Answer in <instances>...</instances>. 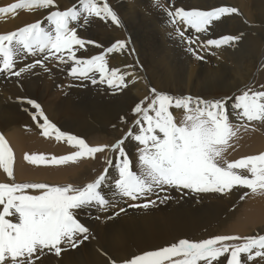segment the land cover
Here are the masks:
<instances>
[{
	"label": "snow or ice",
	"instance_id": "snow-or-ice-1",
	"mask_svg": "<svg viewBox=\"0 0 264 264\" xmlns=\"http://www.w3.org/2000/svg\"><path fill=\"white\" fill-rule=\"evenodd\" d=\"M153 7L166 15L167 25L173 27L180 42L187 45V51L196 59H204L199 51L234 46L241 39V36L233 35L209 36L216 26L214 22L234 13L239 14L235 7L185 9L176 7L173 0H167V3L153 0ZM18 10H43L46 15L44 20L0 34V74L21 77L37 67L48 72L45 62L55 60L60 64L71 62L69 75L73 78L96 84L97 79L91 75L95 72L99 74L100 83H107L113 89L126 88L137 79L133 72L109 68L106 59L109 54H122L128 50L129 41L117 40L102 54L90 58L77 56L87 44L102 47L78 35V29L87 26L92 18L104 22L110 20L112 24L123 27L119 13L108 0H78L65 10H60L56 0H19L0 7V14L14 16ZM188 30L195 35H186ZM131 51L134 52V49ZM28 56L37 58L17 68V63H23ZM127 77L133 79L128 81ZM261 87L264 88V85ZM151 93V97L145 96L133 108L137 119L125 136L112 145L101 146H90L84 138L62 131L37 101L18 98L35 110L31 113L32 119L37 121L43 136L54 137L57 142L64 141L75 149L71 154L60 157L25 154V161L37 166H60L82 159H95L96 154L107 150L117 154L114 166L118 175L111 199L102 192L108 180V168L83 187L72 184L0 183V264H43L42 257L47 254L60 257L66 248H78L90 239L91 231L79 219L78 212L92 207L108 211L115 206L117 198L133 202L146 200L128 206L147 209L166 203L171 198L166 194L169 190L226 194L234 188H245L253 194L264 193V153L235 161L225 157L239 128H247L245 122L264 123V90L249 87L234 98L216 100L190 95L177 97L155 88H151ZM173 108L183 110L179 122L171 111ZM231 113H235V119L240 124L231 122ZM38 118L42 119V123ZM121 120L126 122L123 117ZM137 128L138 131H134ZM129 139L137 143L136 170L124 147ZM106 163L109 167L113 166V160L109 159ZM13 164V150L0 134V169L10 180H14ZM28 190L36 194H29ZM247 195L245 192L240 199ZM125 211L121 207L108 219ZM234 241L243 242L230 243ZM109 259L110 264H118L116 260ZM260 260H264V235H217L198 242L180 239L168 246L134 255L122 264H259Z\"/></svg>",
	"mask_w": 264,
	"mask_h": 264
},
{
	"label": "bare ground",
	"instance_id": "bare-ground-1",
	"mask_svg": "<svg viewBox=\"0 0 264 264\" xmlns=\"http://www.w3.org/2000/svg\"><path fill=\"white\" fill-rule=\"evenodd\" d=\"M194 1L196 2H193V7L195 6V8L208 10L219 7L221 4L222 6L225 4L229 7H237L238 0H226V2L218 0L219 5H214L213 0ZM258 1L259 3H257ZM17 2H19V0H0V7L8 6ZM108 2L113 8L118 7L117 10L126 11V13H122L124 15H121L122 17H120L123 27H118L112 24L110 20L104 22L97 18H92L87 26L78 29V35L85 40L95 41L97 44L102 45V47H96L92 44L91 46L93 49H96L97 51L91 52L89 51V46L86 45L85 49L87 48L88 50H80L77 53L78 57L90 58L93 56V54H102L106 48L115 41L125 40L129 41L128 50L131 48L134 49L132 54L136 53L135 55H137V58L144 60L143 64L146 65V71L153 82V86L161 92H171L174 94L178 88L185 86V92L191 88L196 92L194 93L195 96L196 94L201 93L202 97L200 98L205 100H216L218 96L232 97L231 94L240 86L246 87L248 83H251L250 77L253 74L252 72L248 73L249 76L248 74L236 73L234 72L236 69L233 67V69L230 68L232 71L230 73L234 82L230 83L229 88L225 89V87L219 84H213V77L214 79L221 77L220 74L223 73V69H221L223 61L221 59L226 58L222 51H220V48L219 51L215 48L209 50V53L211 54L214 50L217 51L214 54V58H211V62L208 61V58L205 56V54H203L204 60L200 62L192 53H188L183 56L185 60L183 65H180L179 62L176 61L177 55L174 52V47L176 45H179V47H187V45L180 42V39L177 37L173 27L167 25L166 20H161V15L163 12L153 7V2H149L147 0H108ZM197 2L198 6L196 7ZM56 3L59 5L60 10H65L73 6V4L78 3V0H56ZM245 7L248 9L247 13H250L251 10L249 8L253 7V10L256 12L258 17L255 20H249L246 17L247 22H244L240 15L235 16L238 18V20H240V22H244V31H247L244 33L245 36L244 40L242 41L245 45L243 52L239 50V54L237 53V55H234V53L228 54L231 58H233L229 60H233L235 62L234 64L237 66V70H240V54L249 58L247 60L249 63L248 67H252L254 64L253 68H258L260 62H262L264 59V47L261 44L262 38L261 36L257 37L259 32L256 33L254 31L255 23H258L260 20H264V0H246ZM153 9L156 10V15L150 18L148 17V22H144L141 19L139 20V18H146V16L150 14ZM2 15L3 14L0 15V34H6L7 32L16 30L28 23L44 20L46 13L43 10H18L14 16ZM128 23L132 26H134V24L137 25L134 33H131L132 39L129 36V30L127 29ZM45 26H47L46 21ZM160 29L167 33V38H163L161 34L157 33V30ZM249 32H252L254 37L250 35ZM218 36H220V33L213 34L212 37L217 38ZM131 44L134 48H130ZM132 54L129 55V58H127L124 53L120 57L117 55V53L109 54L112 61L109 59L108 67L119 68L121 72L135 73V76L137 77L135 82H137L136 84L140 83L137 91L142 93L147 91V89H143L144 80L147 74L145 75L144 70H139L137 65H135V68L132 66V61H130ZM211 54L208 56H211ZM57 64L58 63H54V66L43 75L40 73L41 79H32L18 82L7 81L5 87L3 86V89H5L10 96H0V134L3 133L2 135L5 137L14 153V181L11 183H46L49 185H67L70 184L69 182L71 178H76V176L80 174V170L87 169L88 165H92L90 159L88 165L85 163V160L82 159L75 163L70 162L66 165L50 168L48 167V164L37 166L25 161V154H42L49 158L52 156L60 157L61 153L67 148L66 146H63L59 143H55L52 140L54 137L46 138L42 135L41 129L37 126V121L32 119L31 113L35 112V110L32 109L27 103H21L18 98L33 99L41 105L40 101H42V93L47 91L50 93V95L48 94L49 98L47 99L46 103L44 101L45 105H41L44 113L53 123L60 125L59 128L61 127L62 123L65 125V121H68L71 123L70 127L73 131V134L81 137L91 134L93 131L99 130L103 126L106 127V125L113 120L116 114L119 115L121 110L124 108L123 106V108L114 111V109L112 110L111 106L107 107L106 105L102 104L96 105L93 103L92 105L90 103H85L81 105V79H75L69 75V70L72 66L71 62L63 65L58 64L60 66H57ZM174 66L180 67L182 71L177 74L172 73V67ZM242 72H244V70ZM159 74H166V76L161 77ZM126 79L131 81L133 78L127 77ZM87 82H89V80H87ZM17 83H19L18 86H16ZM102 86L105 87L106 85ZM111 100H113V98ZM113 101H116V99ZM230 105L231 101H229V107ZM38 120L40 123H42V119L38 118ZM230 120L233 124L237 122L234 113H231ZM248 123L249 125L247 128H239L237 135L231 141L232 147H230L225 153L227 160L230 161L237 158L238 156H242L250 152L264 150V123L256 121ZM66 126L68 127L69 125L66 124ZM67 127L66 129L71 130ZM64 128L65 127L62 129ZM130 153L132 156L135 155V153L133 154L132 151H130ZM109 159L113 160V152H111V155L108 157V160ZM107 165L108 164H106V167ZM2 173L3 170L0 169V175ZM108 176L110 178L105 184H108V182L111 183L114 180L113 178L111 179V177H113V173H110ZM0 183H5L4 181H1V177ZM86 184H83V186ZM111 189V194H105V196L109 199L112 198V193L114 190L112 187ZM188 194L189 198H186ZM209 194L210 193H193V197V195L187 193V190L181 193H178L176 190V193L173 194V197L175 196L179 200V202L175 200L177 205H181L182 199H184V201L185 199H193L192 203L196 204L197 200L200 201V197H204V199L201 198V202H206V205H208L205 206L206 208L210 206L218 207L222 205L223 200L220 197H211L208 196ZM153 198L154 197H151V199ZM124 200H126V198H117V203L115 206L109 208L108 211H99L96 207H92L94 211H98L99 219H97V217L92 218L94 222L88 226L91 230L89 241H86L83 245H80L75 249L66 248L61 253L60 257H56L54 254H47L46 256L42 257L43 264H108L110 263L109 258H111V260L122 262L123 260L128 259L130 256L133 257L134 255L142 254L146 251L159 249L165 244L174 242L177 240V238L183 239L189 235H194L197 232H200L205 225L204 223L201 224L196 222L193 219V214H191L192 212L187 213L183 209L185 208L184 206L182 208L173 204L169 205L167 203L158 204V206H156L154 209L152 208L153 210L151 212L138 211V213H131L129 210H126L125 212L119 214L116 220L108 219L109 216L113 215V212H119L120 209L117 210L116 208L120 207ZM207 200H209L211 204ZM114 209L116 210L113 211ZM246 209L247 210L243 214V217L239 218V220H243L242 222L238 221L228 226L229 228L240 233V235L244 233L243 229L245 226L254 224L252 221L256 222L257 226L259 224H264V193H251L248 197ZM78 216L81 221L83 218H85L84 213L81 210L78 212ZM259 230V233H264V226L260 227ZM230 243H236V241ZM104 253H107V255H104ZM259 264H264V260H260Z\"/></svg>",
	"mask_w": 264,
	"mask_h": 264
},
{
	"label": "rangeland",
	"instance_id": "rangeland-1",
	"mask_svg": "<svg viewBox=\"0 0 264 264\" xmlns=\"http://www.w3.org/2000/svg\"><path fill=\"white\" fill-rule=\"evenodd\" d=\"M147 1L153 2V0H147ZM222 1L223 2H226V0H222ZM164 2L167 3V0H164ZM173 2H174V4H175L176 7H183V8L185 7V9H191V8H195V6L193 7V5H194L193 2H196V1H194V0H173ZM245 2H246V0H238L237 1V7L238 8L237 7H235V8H237L239 10V14H235L234 13L232 15H228V16L223 17L221 21L214 22L216 26L209 33V36L210 37H212L213 34L220 33V36H218L217 38H219L221 36H224V35L241 36V39L234 46H223L224 48L223 47L220 48V51H222L223 55L226 56L225 59H221L223 61L222 65H221V69H223V73L220 74L221 77H218V78H215V79L213 77L212 78V81H214L213 84H216V85L219 84V85L225 87V89L229 88L230 83H233L234 82L233 78H231V73L230 72H232V71L230 70V68L233 69V67H234L237 70V68H236L237 66L234 64L235 62L233 60H229V59H233V58H231L228 54L234 53V55H237V53L239 54V50H241L243 52L245 45H244V43L242 41L244 40V36H245L244 33L247 32V31H244L245 30V25L243 23L244 22H247L246 17L249 20H255L258 17L257 14H256V12L253 10V7L252 8H249L251 10V12L250 13H247V10L248 9H246V7H245ZM257 3H259V1ZM213 4L214 5H219L218 4V0H213ZM197 6H198V2H197L196 7ZM221 6H222V4H221ZM223 6H227V5L223 4ZM114 9L117 12H119L120 17H122L121 15H124L122 13H126V11L117 10L118 7L117 8H114ZM153 10L152 11L150 10L151 13L148 14L146 16V18H139V20L141 19L144 22H148V19L150 17H153V16L156 15V10L155 9H153ZM137 14L140 15L139 13H137ZM237 15H240L241 16V19L244 21L243 23L240 22V20H238V18L235 17ZM249 16H251V17H249ZM231 18H233V19H231ZM161 20L162 21H165V20L167 21V17H166V15L164 13H162V15H161ZM229 23L232 24V25H230ZM238 24H239V27H238ZM135 28H137V25L134 24V26H132V25H130L128 23L127 29L129 30V36H130V38H131V33H134ZM182 30H183V26H182ZM254 31L256 33L259 32L257 34V37L258 36L259 37L261 36V38H262L261 44L264 47V20H260L258 23H255ZM164 32L165 31L162 30V29L157 30V33L161 34L163 36V38H167L168 35H167L166 32H165L166 34ZM249 33L252 36L254 35L252 32H249ZM186 35H195V34L192 32V30H188V32L186 33ZM203 38H208V37H203ZM87 45L89 46V49H90L89 51H91V52L92 51L93 52H96L97 51L96 49H93V47L91 46L92 44H87ZM131 47H133L132 44H131L130 48ZM193 47H196V46L193 45ZM85 50H88V49L86 48ZM131 50H132V48L129 49V50H126L125 52H123L124 55L127 58H129V55L132 54V51ZM198 51H199V49H198ZM218 51H219V49H218ZM174 52L177 55L176 61L179 62L180 65H183V62L185 60V58L183 56H185V54L191 53V52L187 51V47H182V46L179 47V45H176L174 47ZM216 52L217 51L214 50L212 53H216ZM123 53L122 54L121 53H119V54L117 53V55L120 57L121 55H123ZM135 54L136 53H133L132 54L130 61H132V66L134 68L136 67L135 65H137V68L139 70H144L145 71V75L147 74L146 75V78L144 80V86H143V89H147V91L142 92V93H140L139 91H137L138 90V87H139V84H140V83L136 84L137 82L129 83L128 84V87H126L127 89L126 88L113 89V88L106 87V86H108L107 83H101L100 84V82H98L99 81V74L98 73H95V72L91 73V75H93L97 79L96 85L95 84H92L90 80H89V82L92 85L89 82H87V80H84V81L81 80V82H80L81 91H82L81 92V95H80V97H81L80 100L82 102L81 105L82 104H85V103H90L92 105H93V103L96 104V105H101L102 104V105H106L107 107L108 106H111L112 110L114 109V111L115 110H118V109H121L124 106V108L122 109L124 112L121 110V113H119V115L116 114V116L113 118V120L111 122H109L106 125V127L103 126L104 128L101 127L99 130H95L91 134L84 135L82 137L79 136L81 138H84L85 141H86V143H88L90 146L112 145L118 139L123 138L125 136V134L129 131V129L132 128L134 120L137 119V116H135L133 114V111H132L133 108L135 107V105L137 103H139L141 100H143L145 96H148V97H151L152 96L151 88H155L153 86V82L151 81L150 76H148V72L146 71V65L143 64L144 63V60L141 59V58H137V55H135ZM199 54L200 55L205 54V56L208 58V61L209 62H211L212 59L214 58V54L209 53V49H205L203 51H199ZM210 54H211V56H208ZM94 55H98V54L96 53V54H93V56ZM240 56H241L240 70H237V71L235 70L234 72H236V73H243V74H248L249 72H252L253 74L250 77V82L251 83H248L246 87L245 86H243V87L240 86L236 91H234L231 94V96L233 98L235 96L239 95V94H242V92L245 91V90H247V88H249V87L252 88L253 90H264V88L261 87L262 85H264V59L262 61L263 64H262V62H260L258 68H253L254 67L253 66L254 64L252 65V67H248V64L249 63L247 62V60L249 58L244 57L242 54H240ZM249 57H250V55H249ZM28 59H29V61H28ZM35 59H36V57H32L31 58V56H28L23 61V63H17V66L16 67L19 68L20 66H24L25 64L30 63V61L32 62ZM106 59H107V61H109V59L111 60L110 55H108L106 57ZM197 60L200 61V62H202L204 59L203 60L197 59ZM51 62H52V64H51ZM45 63H46V67L48 66L47 68L50 69V68H52L54 66L53 65L54 63H58V62H56L55 60H51L49 62L46 61ZM58 64H60V63H58ZM58 64H57V66L63 65V64H60V65H58ZM244 65H245V68H244ZM108 66H109V64H108ZM38 68L39 67H37L36 69H34L33 72H31V74L26 73V74H23L21 77H18V78L15 77V76H12L13 77L12 78V77H8V76H6L4 74H0V96H3V97L4 96L5 97H7V96L9 97L10 96L8 94V92L5 89H3L5 87V84L7 83V81L8 82L9 81H17L18 82V81H28V80H32V79H41L40 73H41V75H43L45 73V71L42 72L43 70L40 69V68L38 69ZM243 70H244V72H242ZM180 71H182L180 69V67H178V66L177 67H175V66L172 67V73H176L177 74ZM94 74H96V75H94ZM30 75H32L33 77L30 76ZM159 76H161V77L162 76H166V74H159ZM248 76H249V74H248ZM18 85H19V83L16 84V86H18ZM102 85H104V86L106 85V86L103 87ZM69 86H70V80H69ZM68 87H66V88H68ZM89 87H91V88H89ZM155 89L157 90V88H155ZM184 90H185V86H181L180 88H178V90L174 94L171 93V92H164V91H162V92L167 93V94L172 95V96H177V97H179V96H189V95L192 96V97H202L201 96V93H198L195 96L194 93H196V92L194 90H192L191 88L187 92H185ZM157 91H160V90H157ZM1 92H2V94H1ZM85 92H86V94H85ZM128 93H130V94H128ZM48 94L50 95V93H48L47 91H45V92L42 93V101H40V103H41L42 106L45 105L47 99L49 98V95ZM135 94H136L137 97L135 96ZM107 95H108V98H107ZM115 96H116V98H115ZM218 97H217V99H221L224 96H218ZM112 98H113V100L116 99V101L111 100ZM121 98H122V100H121ZM139 98H141V99H139ZM44 101H45V103H44ZM171 111L173 112L174 116L177 118V122H179V120L182 119V116L181 115L183 114V110H177V109H174L173 108V109H171ZM122 117L124 118V121H126V122H122V120H121ZM245 123H247V125H249L248 122H245ZM66 124L69 125V126L67 127ZM70 124L71 123H69L68 121H65V125H63V123H62L60 129L61 130H64L65 129L64 130L65 132H68V133L73 134V131H72L71 127H70ZM234 124H240V121H239V123L237 121ZM56 125L58 127L60 126L57 123H56ZM63 127H65V128L62 129ZM66 127L69 128V129H71V130L66 129ZM134 131H138V128L137 129H134ZM52 140L55 143H59V144H61L63 146H66L67 149L64 152H62L60 156H62V155H68V154H71L73 151H75V149H73L71 146H69L64 141L57 142L54 138ZM124 147H125L126 151L128 152L130 159L134 162V170H136V168H135V161L138 159L137 143L135 141L129 139V140H127L125 142ZM130 151H132L133 154L135 153V155L132 156V154L130 153ZM260 153H264V150H261V151H258V152H250V153H247L245 155L238 156L237 158H235L233 160H230V161H235V160H238V159H241V158L250 156V155H258ZM110 155H111V152L106 150L103 153L96 154V158L95 159H91V158L84 159L85 160V163H87V165H88L89 159H90V162L92 163V165H88V168L87 169L80 170V172H79L80 173L79 174L80 176L78 175V176H76V178H71L69 183L72 184V185H74V186H83V184H86V183H89V182H93L104 171L105 168H108V175L110 173L111 174L113 173V177H111V179L113 178L115 180V178L118 175L117 170H116V168L114 166V164L116 162V159L115 158H116L117 154L116 153H113V163H114L113 166L112 167H109L107 165V167H106V164H107L106 161L108 160V157ZM87 165H85V166H87ZM48 167L50 168V167H56V166H52L51 164H48ZM244 174H247V173L245 172ZM0 177H1V181H4L5 183H11L12 181H14V180H10L4 172L0 175ZM27 178H30V177H27ZM109 178L110 177L108 176V179ZM20 180H22V179H20ZM25 180H30V179H25ZM114 180L111 183L108 182V184H105L103 186L102 192L104 194H111V192H112L111 187L113 188ZM28 191H29V194H36L33 190H28ZM183 192H185V190ZM245 192H247L248 195L245 196V198L243 200H241L240 197L242 195H244ZM174 193H176V190H169L166 193L169 196L171 195L170 196L171 198L166 203L169 204V205H172L173 204V205H176L177 207L179 206V207H182V208L184 206L185 208H183V209L187 213H191L192 212L191 214H193L192 215L193 216V219L196 222L201 223V224H203V223L205 224L204 227H203L204 230L201 228L202 230L200 232H197L194 235H189V236H187L186 238H183V239H188L190 241H197L198 242V241H202L204 239L213 238V237H215L217 235H238V236H241V237L254 236V235H264V233H262V234L259 233L260 227H263L264 224H261V225L259 224L257 226L256 225V222H254V221H252V223H254V224L245 226V228L243 229V232L244 233L242 235H240V233H238L234 229H231V228L228 227V226H230L233 223H236L238 221H241V222L243 221V220H239V218L240 217H243V214L246 212V210H247L246 209V204L248 202V197L252 193L248 189H245V188H234L231 192H228L226 194H220V193L213 194V193H210L208 196H211V197H214V196L215 197H220L223 200L222 201L223 203H222L221 206H218V207L217 206H210V207H207V208L205 207V206H208V205H206V202H201L202 199H204V197H200L199 198L200 201L197 200L198 202L196 201V204L194 203L195 205L192 203L193 199H185V201H184V199H182L181 200L182 201L181 202V205L180 204L177 205L176 202H175V200L177 202H179V200L175 196L173 197V194ZM178 193H181V191L180 192L178 191ZM187 193H188V191H187ZM190 194L193 195V193H190ZM161 195L163 196V195H165V193H161ZM193 197H194V195H193ZM186 198H189V194L187 195ZM153 199H155V197ZM214 199H216V198H214ZM142 201H146V200H142ZM142 201H134L133 202V201H128L126 199V200H124L121 203V206L120 207H123L126 210H129L131 213H138V211H141V212H149L150 211L151 212L156 207V206H153V207L151 206V207H149L147 209H144V208H132V207H129L128 206L131 203H143ZM169 201H170V203H169ZM207 201L211 204V202L209 200H207ZM120 207H118L116 209L119 210ZM189 207H191V208H189ZM0 208H2V206H0ZM116 209H114L113 211H115ZM213 209H215L216 211L213 210ZM81 211L84 213V216H85V218H83L82 222L84 224H86L87 226H90L92 224V222H94L92 218L98 217V211L97 212L94 211L93 208H86V209H82ZM113 213H115V212H113ZM217 213H218V215H217ZM112 219H115L116 220L117 219V216H114V218H112ZM255 221H256V219H255ZM221 228H223V229H221ZM178 240H180V239L177 238V240H175L174 242H177ZM88 241L89 240H87V242ZM85 242L86 241H84L81 245H83ZM174 242H172V243H174ZM240 242H243V241H240ZM240 242L239 241H236V243H240ZM172 243L165 244L164 246H168V245H170ZM130 258H132V257L131 256L128 257V259H130ZM221 259L223 260L224 258H221ZM123 261H125V260H123ZM117 262H118V264H122V262H119V261H117ZM108 264H110V263H108Z\"/></svg>",
	"mask_w": 264,
	"mask_h": 264
}]
</instances>
